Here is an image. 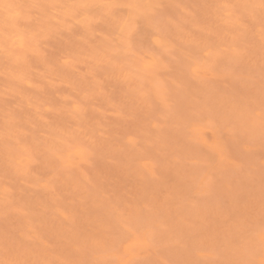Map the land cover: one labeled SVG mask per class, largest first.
<instances>
[{
  "label": "rangeland",
  "instance_id": "obj_1",
  "mask_svg": "<svg viewBox=\"0 0 264 264\" xmlns=\"http://www.w3.org/2000/svg\"><path fill=\"white\" fill-rule=\"evenodd\" d=\"M260 5L0 0V261L258 260Z\"/></svg>",
  "mask_w": 264,
  "mask_h": 264
},
{
  "label": "snow or ice",
  "instance_id": "obj_2",
  "mask_svg": "<svg viewBox=\"0 0 264 264\" xmlns=\"http://www.w3.org/2000/svg\"><path fill=\"white\" fill-rule=\"evenodd\" d=\"M6 7H18L14 5H7ZM35 7V6H34ZM45 7H58L57 5H49ZM71 7L77 9H91V8H106V9H113L119 8V5H111V4H102V5H88V4H80V5H72ZM126 7H139V6H126ZM151 7V6H148ZM262 11H264V0H261L260 5ZM141 19L147 20L148 17H130L125 22V28L132 29L133 25L138 26ZM125 28H121V35L123 36L125 33ZM134 30V29H133ZM133 30H129L127 32L129 40L133 35ZM262 72H264V67H262ZM262 97H264V87H262ZM249 126L253 127L255 125V118L253 116H249ZM259 126L261 129L262 138H264V98H262L261 102V110L259 114ZM258 238L259 242V259H238V260H231V261H211L208 264H264V223H262L260 231L258 233V237H254V239ZM0 264H41L40 261H28V260H6L0 261ZM96 264H103V262H96Z\"/></svg>",
  "mask_w": 264,
  "mask_h": 264
},
{
  "label": "bare ground",
  "instance_id": "obj_3",
  "mask_svg": "<svg viewBox=\"0 0 264 264\" xmlns=\"http://www.w3.org/2000/svg\"><path fill=\"white\" fill-rule=\"evenodd\" d=\"M143 56H139V55H137L136 56V61H140L141 63H143V62H145V60H143V58H142ZM149 59H151V61H153V59L150 57ZM136 61H134V62H136ZM139 63V62H138ZM140 64V63H139ZM195 132H197V128L195 129H193ZM211 136V139L212 140H214V135L212 134V135H210Z\"/></svg>",
  "mask_w": 264,
  "mask_h": 264
}]
</instances>
